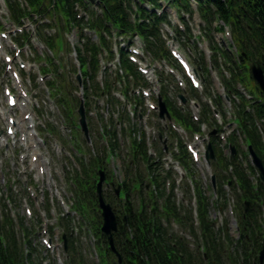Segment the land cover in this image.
<instances>
[{
  "label": "trees",
  "instance_id": "trees-1",
  "mask_svg": "<svg viewBox=\"0 0 264 264\" xmlns=\"http://www.w3.org/2000/svg\"><path fill=\"white\" fill-rule=\"evenodd\" d=\"M194 1L207 23L223 21L233 30V46L238 50L236 56L231 50L213 47V38L211 34L207 35L213 51L211 62L215 69L222 72L221 82L227 85L230 94L239 95L235 86L242 83L248 93L255 95L256 90V95H259L254 103L245 96H240V104L234 101L238 130L230 135L227 147H236V160L232 153H225L227 148L222 146L218 135L210 139L215 155L211 166L216 177V193L211 185L205 184L199 164L195 162L182 136L170 127L173 140L168 145V151L173 164H169L167 168L165 147L159 141L155 142V156L150 154L146 136L135 122L140 114L146 113L144 95L136 91L148 87V82L138 64L130 59L129 47L139 41L144 52L153 60L160 63L164 61L182 71L161 33L163 23L170 24L168 14L164 11L159 15L158 10L166 2L178 11L192 14L191 0H6L8 9L17 22L21 23L20 18L34 13L48 19L49 23L42 24L44 29H60L56 30L58 34L54 36H48L43 30H39V36L54 55L67 48L69 53L76 52L80 68L76 73L80 71L83 77L85 106L88 111L92 108V97L93 100L94 96L101 99L104 95L106 98L104 103L109 107L110 118L105 121L103 115H100L98 119L101 124L99 134L107 143L105 153L97 151V155H92L89 161H81V169L71 179L73 212L91 219V229L98 239L97 249L101 263L108 264L107 259L115 256L101 233L96 183L101 169L110 178L113 177L108 161L118 157L122 148L120 137L124 136V144L132 162L128 164L126 177L119 182L120 198L116 196L119 184L116 188L110 187L107 193L104 191L107 202L114 205L120 200L122 206L117 215L119 230L114 234L122 264H259V253L264 241V184L248 163L249 155L239 144V137L246 146L252 145L264 163V132L261 134L256 126L257 120L264 119V96L255 84V88L250 87L252 78L249 71L250 63L258 64L264 71V0ZM216 30L222 32L223 26L216 27ZM75 33L80 42L73 48L65 38ZM88 33L94 35L91 37ZM175 36L183 47L192 49V33L189 28L186 32L176 30ZM194 47L199 54L195 61L199 62L204 84L202 91L196 90L187 79L185 92L189 99L214 98L212 74L205 54L196 45ZM53 58L48 56V60H45V65L42 66L44 74L51 71ZM220 59L224 60L223 65L219 63ZM110 63H115V69L109 66ZM222 67L229 71V79L221 70ZM59 70L60 65L56 68L57 72ZM100 77L103 78L102 83ZM159 78L162 83L161 97L176 125L187 135L191 138L196 134L202 135L203 124L208 125V130L217 128L219 133L222 132L208 103L202 104L200 120H194L190 109L179 107L172 96L169 87L171 83L175 84L176 92H184L176 85L175 77L163 69ZM115 92L122 94L125 102L115 97ZM74 100L79 106V99L74 97ZM213 100L216 106H221L220 97ZM59 103L72 120L74 111L69 94L61 96ZM126 104H132L134 119L127 109H123ZM218 110L221 112L220 108ZM161 131L165 136L166 131L163 128ZM75 147L81 152L80 146ZM176 164L184 172L180 184H177L178 173L174 169ZM135 166H143L144 172L134 170L132 167ZM178 191L182 193L181 199L178 198ZM246 202L251 203L247 213ZM229 207L233 208L240 229L238 240L229 233L228 220L222 228L216 230V222L211 218L212 210L223 214ZM61 221L68 233V263L88 264L81 250L75 246L77 241L72 238L74 228L71 218L64 216ZM19 223L16 224L9 218L5 209L1 210L0 264H41L38 250L32 241L34 231L26 226L25 219L22 218ZM79 226L82 228L81 224ZM174 226L198 240L200 257L194 256V251L185 238L178 237L171 231ZM113 264L118 262L114 261Z\"/></svg>",
  "mask_w": 264,
  "mask_h": 264
},
{
  "label": "rangeland",
  "instance_id": "rangeland-1",
  "mask_svg": "<svg viewBox=\"0 0 264 264\" xmlns=\"http://www.w3.org/2000/svg\"><path fill=\"white\" fill-rule=\"evenodd\" d=\"M194 11L195 13L193 16H185V18H190V29H192L194 35L197 36L201 35L200 33L203 32V27L205 25H209L204 19H202L196 8H194ZM12 20V16L5 5V1L0 0V24L4 25V28L0 27V30L8 33L9 30L13 29L15 24L13 25ZM222 24L223 23H220V25ZM216 25V23H213V25L210 26L213 28V35L216 37V40L224 46L223 35L214 30ZM39 26L38 29L34 20L31 18L28 20L25 19L23 22L22 28L29 31L32 35V41L29 47L23 49L21 57L26 65L31 67L32 70L29 72L26 70L22 71L21 74L23 75L24 83L27 86H32L29 92L33 97L28 110H35L37 113L39 112L38 115L42 121V125H37L38 119L36 118V128L44 145L39 146V148L36 149V152L29 148L28 156H26L24 161H19V155L25 153L27 147L23 148L19 143L13 145V140L10 139L9 147L6 148V145L0 141V214L1 210L6 208L7 210L5 213L9 218L16 221V223L20 224L19 221L22 218L25 219L26 226L34 231L32 241L38 250L37 255L41 259V264H69L68 252L65 253L62 241L63 235L68 237V233L65 231L64 226L61 225V218L63 215H66L67 212H71L68 217L71 218L73 223L72 228H74V232L72 238L77 241L75 243L76 248L81 250V254L88 264H104L100 262L98 256V239L94 236L91 229V219H85L81 215L72 212L74 193L71 187V179L75 176V172L81 169V160L89 161L90 157L94 155L93 153L97 155V151L99 153H105V147L107 144L104 138L99 134L98 130L101 128V124L98 123V119L103 113L104 120H109V109H107V107L104 108L103 99L98 102L95 100V102L92 103L93 97L91 98L90 105H92V109L89 112V127L92 141L87 143L82 131L79 129L78 121L80 117L77 110L78 106L74 100V97L80 98L82 95L81 90L79 92L76 91V88H78L79 85L76 79V70L79 68L76 55L74 53H69V49L67 48L60 55L55 53L54 59L56 60L53 64V68L57 67L60 62L62 64L60 74L65 81L64 86L67 87L73 103L72 108L74 114L72 115V120H70L65 108L57 102L56 96L52 95L53 89L50 88L49 83H46L48 82V79L50 80L49 82L54 83L56 72L51 73L49 76L40 73V67L45 61L44 59L38 60L37 52H39L42 58L45 57L46 60H48L47 57L52 54L48 51L49 49L46 46L45 41L41 40V37L38 35V30H43V27H41V25ZM46 33L48 36L58 34L55 30L49 29L46 30ZM88 34L91 37L93 36L92 33ZM165 37L167 45L168 42L173 41L167 35ZM9 40H11L10 43L14 42L12 39ZM65 40L71 45V47L76 46L79 42V39L73 35H67ZM198 41L203 44V47L200 46L198 48L201 52L207 54V60L209 61L210 54H208V52L211 51L208 43H204L202 38ZM193 42L197 43L195 40H192L191 43ZM4 44L5 41H2L1 45L4 46ZM191 45L194 50L191 52L185 50V52L191 60L194 69H198L199 62H196L195 59L199 57V54L196 53L194 45ZM140 46L141 45L137 43L132 48L139 49ZM8 48L10 47H7V49ZM2 53L3 51H0V85L2 82L6 83V80L9 79L6 73L3 72L4 67L1 59ZM145 56L146 54L143 53L139 56L136 55L139 63L141 65L143 64V66L153 64V62L151 63L152 59ZM18 58H20V55ZM153 69L156 73L161 70L156 66ZM216 71L218 73V70ZM40 76L44 79L45 83L39 80ZM99 79L102 80V77ZM250 82V87L255 88L253 81ZM35 84L37 85V88L33 87ZM150 84L152 85L150 89L154 88L159 94L156 87L157 85L155 83L154 85L152 83ZM212 85L217 97L219 94H223V85L221 83L214 82ZM169 87L173 97H175V100L177 101V96L180 95V92H176L174 89L175 84L173 83H171ZM153 95L155 98L157 97L155 92ZM94 97L98 98L96 96ZM151 98L152 96L148 98L146 103L147 107H149V102L154 103V100H151ZM198 102L202 105V103L207 102V99H199ZM2 105H5V100H2V97H0V106ZM0 110L7 111L9 109L2 106ZM225 110L228 114L226 106ZM229 116L230 115L228 114V117ZM74 124L76 128L74 127ZM263 125L264 124L261 122L258 123L260 129H264ZM139 126L145 132L150 146L154 141H157V133L161 131L162 128L166 131L163 141H167V145H169L173 140L167 123L161 122L151 110H148L147 115L139 121ZM52 127L55 128V131L51 134L47 133ZM185 140L188 143L197 146V148L202 151V154H204L207 143L205 144L202 140H199L198 142L194 141L188 136L185 137ZM120 141L122 142L121 151L119 152L118 157L110 160L108 165L109 170L113 171L112 180L116 184L126 177V172L129 171L128 164L132 162V158L124 144V136L120 137ZM241 144L242 149L246 152V145L244 143ZM75 145L80 146V153ZM154 152V148L151 147V153L154 154ZM33 153L41 155V159L36 165H43L45 171L44 175H39L37 167L32 166L33 164L31 165V155ZM248 163L251 164L250 157L248 158ZM168 164L169 162L166 166H168ZM206 167L207 163L203 160L202 164H200L203 178L209 177ZM132 168L134 170L140 169L143 172L145 170L143 166H135ZM253 180L256 183L255 178H253ZM104 190L107 193L109 189L104 186ZM178 198H182L181 192H179ZM4 205L7 206L4 207ZM113 206L117 209V215H119L122 208L120 202H115ZM27 208H30L32 211L31 217L26 214ZM98 215L101 217L100 212H98ZM211 218L216 222V230L222 228L224 223L228 220L229 233L232 237H238L235 232L236 224L234 223V218L229 216V211L220 214L219 211L212 210ZM80 224L82 225V228H80ZM171 231L176 233L178 237L185 238L192 251H194V256L197 258L200 257L201 248L198 240L196 241V239L188 232L182 231L178 226L172 227ZM43 239L49 240V244L52 245L51 249L46 247ZM230 250L233 249L230 248ZM107 261L108 264H113L117 259L111 257L107 259Z\"/></svg>",
  "mask_w": 264,
  "mask_h": 264
},
{
  "label": "water",
  "instance_id": "water-1",
  "mask_svg": "<svg viewBox=\"0 0 264 264\" xmlns=\"http://www.w3.org/2000/svg\"><path fill=\"white\" fill-rule=\"evenodd\" d=\"M251 75L253 80L258 84L260 90L264 94V73L263 70L261 69L260 66L257 64H253L250 67ZM79 79L81 76L78 77ZM180 99L186 103L187 100L183 95H180ZM159 110H160V118L162 120H165L168 118L171 120L170 114L168 113V110L165 106V103L160 100L159 103ZM79 115H80V127L84 133V136L88 142H90V133H89V127L87 123V117H86V110H85V105L84 101L82 100L80 108H79ZM213 134V133H212ZM211 134V135H212ZM160 139H162V134L159 135ZM163 144H166V141L163 142ZM250 157L252 158V165L255 167L258 172H259V178L260 180L264 183V163L263 160L259 157V155L254 151L252 146L248 147ZM233 154L235 155V148H233ZM214 159V152L212 149L211 144H209L207 153H206V160L208 165H210V160ZM106 181V176L104 172H100V180L97 184V195H98V200H99V207L102 211V219H103V225H102V233L107 237V241L109 243V248L113 254H115L119 260V263H122V256L118 252L116 246H115V241H114V233L118 231V219L116 215V210L105 201L103 197V184ZM213 185H215V179L213 178ZM117 196L119 197L120 195V188L117 189L116 191ZM250 207V203H246V209L245 211L247 212ZM65 240V250L67 251V238L64 236ZM259 262L260 264L264 263V243H263V248L260 251L259 254Z\"/></svg>",
  "mask_w": 264,
  "mask_h": 264
},
{
  "label": "flooded vegetation",
  "instance_id": "flooded-vegetation-1",
  "mask_svg": "<svg viewBox=\"0 0 264 264\" xmlns=\"http://www.w3.org/2000/svg\"><path fill=\"white\" fill-rule=\"evenodd\" d=\"M6 81H7L6 83H8V80H6ZM6 83L2 82L1 85H0V97H2V100H5V105H2V106H4V107L7 108V102H6V98H5V94H4V88L2 89V86H5ZM7 86H8L11 90L14 91V85H13V83L7 84ZM15 96H16V98H17V95H15ZM2 106H0V108H1ZM18 111H19V108H15V109H13V110H7V111H1V112H0V134H1V135L4 134V131L1 129L3 123L6 121V119H7L8 117L14 115V114L17 113ZM2 112H4V114H5L4 116L2 115Z\"/></svg>",
  "mask_w": 264,
  "mask_h": 264
},
{
  "label": "bare ground",
  "instance_id": "bare-ground-1",
  "mask_svg": "<svg viewBox=\"0 0 264 264\" xmlns=\"http://www.w3.org/2000/svg\"><path fill=\"white\" fill-rule=\"evenodd\" d=\"M197 11H198V9H197ZM198 13H199V11H198ZM199 15L201 16V14L199 13ZM202 17V16H201ZM202 19H204L203 17H202ZM205 20V19H204ZM206 21V20H205ZM213 23H216L217 24V26H218V28H220L222 25H220V23L219 22H216V21H212V23H210V24H213ZM223 32V31H222Z\"/></svg>",
  "mask_w": 264,
  "mask_h": 264
}]
</instances>
